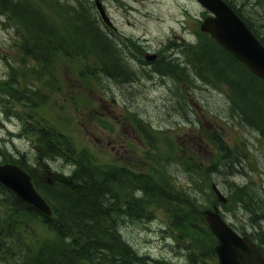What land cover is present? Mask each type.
Listing matches in <instances>:
<instances>
[{
    "label": "rangeland",
    "instance_id": "1",
    "mask_svg": "<svg viewBox=\"0 0 264 264\" xmlns=\"http://www.w3.org/2000/svg\"><path fill=\"white\" fill-rule=\"evenodd\" d=\"M36 1L52 21L61 20L54 0ZM102 1L117 28L115 34L106 29L118 48L117 60L122 68L134 74L129 72L134 83L124 87L108 79L102 81L100 74L95 77L92 74L95 62L90 57L60 55L51 72L41 74L44 67L21 51L20 39L12 31L13 23H8L4 16L0 18V162H5V158L18 160L22 154L32 158L37 154L33 145H40L38 125L50 124L71 139L78 151L91 154L98 163L126 168L135 175L156 170L159 178L168 175L178 191L196 192L198 200L208 206L215 203L214 183L229 202L235 188L232 182L241 187L248 185L253 213L246 212L240 202L230 208L222 206L221 211L229 222L249 233L257 232V236L260 229H254L249 218L257 217L264 230V139L231 112L227 91L207 85L189 66L184 68L183 74L189 80L185 82L172 74L163 76L147 66L141 67L138 61L147 52L156 51L162 56L173 49L177 59L185 62L188 53L179 46L195 42L204 9L195 0ZM231 1L237 6L242 1L255 2ZM246 6L239 7L249 17L251 7ZM254 16L250 20L264 26V5ZM5 22L8 24L4 25ZM131 53L135 56L131 57ZM7 86L36 89L49 99L43 105L37 103V108L23 107L13 102V91L7 90ZM9 94L11 101L7 100ZM211 134L220 135L231 146L238 145L244 150L246 161L239 166L242 173L228 175L224 168L220 169L223 174L216 172L213 164L217 153L209 141ZM48 159L52 171L56 168L69 171L65 163ZM154 201L149 206L153 218L123 223L126 225L122 233L141 254L184 264V253L168 226V204ZM2 219L23 228L13 235L14 247H9L13 244L12 237L0 242V264L23 263V250H37L43 241L54 237L39 219L11 210L7 215L0 214Z\"/></svg>",
    "mask_w": 264,
    "mask_h": 264
},
{
    "label": "trees",
    "instance_id": "2",
    "mask_svg": "<svg viewBox=\"0 0 264 264\" xmlns=\"http://www.w3.org/2000/svg\"><path fill=\"white\" fill-rule=\"evenodd\" d=\"M53 4L61 18L58 22L52 21L43 12L36 0H0V18L4 16L8 23H13L12 31L20 39L24 56L44 67L41 74L50 73L55 59L65 55L92 58L95 62L92 74L95 77L111 73L120 75L122 67L117 60L118 48L109 37L110 33H106L107 28L100 22L93 0H54ZM261 31L264 35V30ZM261 41L264 44V36ZM182 47L188 53L182 65L168 61L159 64L156 69L163 71L166 68L168 74L183 79L187 77L183 74L184 68L189 66L197 74L196 77L199 75V79L207 85L227 91L231 112L238 114L242 122L257 130L264 138V82L209 35L197 33L196 42L179 46ZM128 72L123 77L120 75L123 82L126 78L130 79ZM10 89L13 91L12 96H16L15 101L23 107L37 108V103L43 105L49 99V96L40 95L36 89L29 91L21 90L19 86H7V90ZM10 97L9 94L8 101H11ZM38 126L40 134L37 138L45 147V156H57L58 160L75 168L69 167V171L64 173L69 172L70 175L61 179L55 175L53 185H48L41 181L47 173L44 165L40 164L39 170L28 169L19 159L11 160L27 168L36 187L53 210L52 216H45L25 201L12 197L13 194L0 184L2 216L11 210L39 219L54 235L52 239L43 241L37 250H23L21 256L25 261L16 263L178 264L165 258L141 254L122 233L126 225L123 223L153 218L149 206L158 200L168 204V226L176 238L177 246L184 253V264H217L214 251L216 238L202 214L207 204L198 200L196 192L178 191L168 175L162 174L159 178L156 170L135 175V172L126 168L100 164L91 154L78 151L71 139L55 131L50 124ZM217 139L219 156L214 166L217 167L216 172L223 174L220 169L224 168V173L228 175L237 174L241 163L246 161L244 150ZM5 161L10 162V159L5 158ZM235 169L237 171L234 172ZM232 185L235 188L230 203L224 207L230 208L240 202L246 212L253 213V199L249 196L248 186L241 187L235 182ZM256 218L249 219L254 229H260L257 238L259 247L264 251V230ZM232 226L241 234L257 240L256 234L248 233L235 224ZM18 228H23V225L2 219L0 242L11 237L10 240H13ZM12 242L9 247L15 246V241Z\"/></svg>",
    "mask_w": 264,
    "mask_h": 264
},
{
    "label": "water",
    "instance_id": "3",
    "mask_svg": "<svg viewBox=\"0 0 264 264\" xmlns=\"http://www.w3.org/2000/svg\"><path fill=\"white\" fill-rule=\"evenodd\" d=\"M214 16L204 19L200 29L210 33L216 41L254 74L264 80V46L246 24L221 0H197ZM102 20L112 26L100 1H96ZM38 149V148H37ZM0 182L40 212L50 216L52 211L47 202L35 190L31 177L16 165H0ZM219 200L227 202L214 185ZM205 218L212 233L218 239L215 248L219 264H264V255L248 237H241L219 214L206 210Z\"/></svg>",
    "mask_w": 264,
    "mask_h": 264
},
{
    "label": "bare ground",
    "instance_id": "4",
    "mask_svg": "<svg viewBox=\"0 0 264 264\" xmlns=\"http://www.w3.org/2000/svg\"><path fill=\"white\" fill-rule=\"evenodd\" d=\"M109 33V32H108ZM116 59H117V57H116ZM113 60V59H112ZM149 64V63H148ZM151 68V67H150ZM152 69V68H151ZM152 72V71H151ZM167 72H168V70L166 69V68H163V71H161V70H157V73L158 74H161V75H163V76H165L166 74H167ZM187 72L188 73H191L192 74V71L191 70H187ZM157 76V75H156ZM127 79V78H126ZM16 96H14L13 98H12V100H13V102H16L15 101V98ZM22 150V149H21ZM50 159H55V160H57V161H59V162H62V163H65V161H63V160H58V157L57 156H55V157H52V158H50ZM49 159L45 162V163H43V164H41V165H44L45 166V169H46V171H47V173H46V175H45V177H43V181H44V178H46V177H52L51 179L49 178V180L46 178V181H44L45 182V184H48V185H52L51 184V182H53V180L55 179V175H57V178H59L60 177V179L61 178H63V176H68V175H70V173L68 172V173H64V171L63 170H60L59 168H56V169H54L55 171H52L53 169L52 168H50V167H52L49 163ZM66 164V166L67 167H71L70 166V164H68V163H65ZM39 169H40V166L38 167ZM50 168V169H49ZM71 168H75L74 166H72ZM48 181V182H47ZM50 182V183H49ZM45 191H46V187H44L43 188ZM48 192V191H47ZM13 194V193H12ZM12 197H15V198H19V199H21V200H23L22 198H20L18 195H16V194H13L12 195ZM24 201V200H23Z\"/></svg>",
    "mask_w": 264,
    "mask_h": 264
},
{
    "label": "flooded vegetation",
    "instance_id": "5",
    "mask_svg": "<svg viewBox=\"0 0 264 264\" xmlns=\"http://www.w3.org/2000/svg\"><path fill=\"white\" fill-rule=\"evenodd\" d=\"M131 51V50H130ZM147 51V50H146ZM154 53V55H156V58L151 62V63H149L148 64V61H146L145 59H140L139 58V62H140V64L142 65L141 67H145V65L148 67V69H150V70H152V71H154L155 70V66H156V64L157 63H161V62H164V61H167L166 60V58L165 57H162L161 55H159L158 53H156V51L155 52H153ZM175 58H177V56H176V53L174 52V51H171L170 52ZM129 55H131V57H134L135 55L134 54H129ZM165 55V54H164ZM131 61L132 62H136L134 59H131ZM121 66V65H120ZM122 67V66H121ZM152 69H151V68ZM125 72H127L124 68H122L121 69V71H120V75L123 77V75H124V73ZM120 75H113L112 73L110 74V75H108L109 76V80H111V81H113V78H119L120 79ZM131 77V76H130ZM131 79V78H130ZM132 81H133V78L131 79V80H129V79H125V82H124V84H130V83H132ZM134 83V82H133ZM40 159V158H39ZM33 162H35V160H33Z\"/></svg>",
    "mask_w": 264,
    "mask_h": 264
}]
</instances>
